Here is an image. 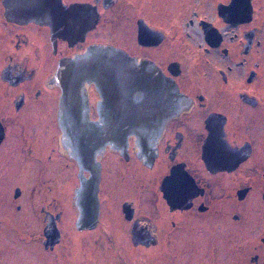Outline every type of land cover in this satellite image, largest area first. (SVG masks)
Segmentation results:
<instances>
[{
    "label": "flooded vegetation",
    "instance_id": "obj_1",
    "mask_svg": "<svg viewBox=\"0 0 264 264\" xmlns=\"http://www.w3.org/2000/svg\"><path fill=\"white\" fill-rule=\"evenodd\" d=\"M60 1L88 23L78 37L0 0V264H264V0ZM93 45L134 78L102 96L85 83L77 122L131 127L81 165L54 75ZM57 155L72 180L46 177ZM14 229L36 260L9 259Z\"/></svg>",
    "mask_w": 264,
    "mask_h": 264
},
{
    "label": "water",
    "instance_id": "obj_2",
    "mask_svg": "<svg viewBox=\"0 0 264 264\" xmlns=\"http://www.w3.org/2000/svg\"><path fill=\"white\" fill-rule=\"evenodd\" d=\"M7 7L6 15L18 22L34 21L47 24L52 30H56L65 35L78 37L81 30L88 24L83 18L78 20L77 12L73 6H64L60 0H4ZM82 23V24H81ZM123 56L118 49L93 45L85 52L75 56L72 59L62 62L56 72L55 79L62 88V109L63 117L61 127L64 135L72 145H76L79 164H91L92 153H86L92 143L94 149L97 144H101L105 136H119L125 129L131 127L124 123H78L76 105V94L85 83H92L97 88L101 96L105 91L110 90L118 92L119 72H124L131 76L132 67H128L123 61ZM127 62L128 59H123ZM108 79V80H106ZM115 92V93H116ZM117 95V94H114ZM105 101L98 104L101 111L104 108ZM2 137V136H0ZM212 136H208L203 146V157L207 165L213 163ZM83 152V154H82ZM85 153L87 155H85Z\"/></svg>",
    "mask_w": 264,
    "mask_h": 264
},
{
    "label": "rangeland",
    "instance_id": "obj_3",
    "mask_svg": "<svg viewBox=\"0 0 264 264\" xmlns=\"http://www.w3.org/2000/svg\"><path fill=\"white\" fill-rule=\"evenodd\" d=\"M201 14H204L203 12H201ZM115 32V29H112L111 27H109V29H104L102 33H97L95 35V41H101V42H109L110 41V38L114 37V35H112L113 33ZM47 136H45L46 138ZM57 138V136H55ZM11 141H12V137L8 136L6 142L4 143V145L1 147V149H3V147H6L8 150H9V163H8V166L13 162V159L16 157L15 153L12 152L9 148L10 145H11ZM46 141V139H45ZM61 148V146H60ZM43 159H47L46 156L43 157ZM49 169L47 170L46 172V177L49 178L50 176L53 177V179H56V180H64V181H68V180H72L73 179V173L70 172V165L73 164L70 162L69 160V157L67 156H60V155H57L55 158L51 159L49 162ZM68 165L67 168H64L63 169V173H61L59 175V165L61 167H64V165ZM69 171V174L70 176L68 175V171ZM66 175V176H65ZM64 178H62V177ZM211 177L212 179H214V177L212 176H209ZM21 185L23 187H25V185L23 183H21ZM65 190V189H64ZM24 204L27 206V203L26 201L24 200ZM28 207V206H27ZM27 214V213H26ZM24 218H26V216H24ZM24 226H25V223H24ZM14 227H19L21 230L23 226H14ZM19 228H16V229H19ZM14 229V233H13V242L11 244L13 250H14V253H13V257L9 258V259H12V260H36L37 258V255H38V250L34 251L31 249V246L28 247V244L27 245V242H25L24 239H22L23 237L22 236V232L21 230H16ZM18 233H20V235H18ZM21 238V239H20ZM5 239H2L1 240V243L2 244H5ZM58 252V251H57ZM27 254H29V256L27 257Z\"/></svg>",
    "mask_w": 264,
    "mask_h": 264
}]
</instances>
